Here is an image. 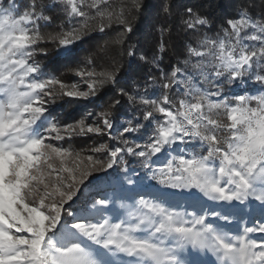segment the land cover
I'll return each instance as SVG.
<instances>
[{
	"label": "snow or ice",
	"instance_id": "snow-or-ice-1",
	"mask_svg": "<svg viewBox=\"0 0 264 264\" xmlns=\"http://www.w3.org/2000/svg\"><path fill=\"white\" fill-rule=\"evenodd\" d=\"M146 10L0 0V264H195L188 246L214 257L199 264H264V0H158L137 35ZM78 48L87 55L72 66ZM72 100L99 110L69 122L57 108ZM77 138L95 143L65 146ZM134 165L200 196L137 191L117 207L100 192L69 210L96 172L119 167L134 188ZM217 202L258 216L225 230L218 221L243 216Z\"/></svg>",
	"mask_w": 264,
	"mask_h": 264
},
{
	"label": "rangeland",
	"instance_id": "rangeland-1",
	"mask_svg": "<svg viewBox=\"0 0 264 264\" xmlns=\"http://www.w3.org/2000/svg\"><path fill=\"white\" fill-rule=\"evenodd\" d=\"M134 167H137V175L133 176V179L136 180L138 183L133 188L131 185H127L126 181L124 180V172L122 169H118L117 167L114 168L118 172L116 174L108 176L107 173H99V177L96 174H93L94 176H97L96 179H94L93 183L90 187H84L82 189V194L79 196V200L75 204L72 205V208L69 209L70 211L75 212L76 214H80L82 210H84L86 207L91 206V202L93 197L99 198L97 195L100 192H106L109 196H115L117 198L116 200V206L118 207L121 202L127 203V200H122L121 198L127 197L130 195H135V192H147L151 193L152 195L162 197L170 202L176 203V204H184L187 201H191L197 197L200 196V193L196 190H181V189H172L163 187L161 185H158L155 181L149 180L145 174L144 170H140L138 166L134 165ZM150 175V173H149ZM131 189V190H128ZM217 207L218 211L221 212H228V211H235L238 216H243L242 221H230V222H224V221H218L220 224L225 226V230H229L232 232H235L238 230L239 227H243L244 223H251L253 219H256L258 214L253 213L252 215H247L246 212L247 209H243V206L236 204L235 208H230L228 205H220L219 202L214 205ZM258 207V202L253 201L249 205V209ZM69 223L72 222V217H66ZM182 258L186 259L191 262H195V264H199L200 261H212L214 260V257L211 256V254H205L203 252H198L196 249H192L191 246H188L183 254Z\"/></svg>",
	"mask_w": 264,
	"mask_h": 264
},
{
	"label": "trees",
	"instance_id": "trees-1",
	"mask_svg": "<svg viewBox=\"0 0 264 264\" xmlns=\"http://www.w3.org/2000/svg\"><path fill=\"white\" fill-rule=\"evenodd\" d=\"M116 2L119 3V0H116ZM145 3L147 5V10L144 11L143 13L142 22H139V29H138L137 35H143L147 31L148 25L153 21V18L155 17L156 9L158 6V0H145ZM81 47L86 48L87 45H83ZM85 55H87V53L84 51H81V49L78 48L68 53L66 59L72 60V66H74L78 61L82 60ZM53 61H55V57L50 54L49 59L43 60L42 63L52 65ZM168 63L169 61L166 59L164 61V65H167ZM164 65H162V67ZM54 67H55V74L57 76H61V73H65V75L70 78L68 82H78L79 81L80 79L79 77H75L72 73L67 72V69L64 63H56ZM165 70H167V68ZM49 71H52L51 67L49 68ZM61 78H64V77H61ZM82 87L86 88V85H82ZM107 98L108 97L106 96L105 99ZM66 99H70V98H66ZM58 104L60 105V107L57 108V111L63 114L68 119L69 122H74L75 120H78L81 114H83L85 111H92V110L98 111L99 110V109L94 108L92 103H90L89 101H84V100H72L70 104L65 103V101H58ZM77 140H78L77 143H73L71 145L66 144L65 146L66 147L71 146V147H74L77 151H80L82 149L86 150L89 146L95 143L94 139H89V138H77ZM118 169L120 168L117 167V170ZM117 170L110 169L107 172H96V173L98 177H99V173H103V174L107 173V175L110 176V175L116 174V172H118ZM96 178L97 176H94V178L89 177V180L91 181V183L86 181L85 182V184L87 185L86 187L87 188L90 187L94 179Z\"/></svg>",
	"mask_w": 264,
	"mask_h": 264
}]
</instances>
